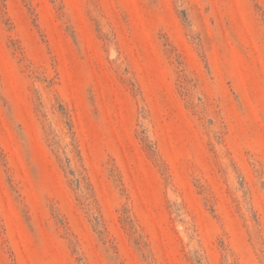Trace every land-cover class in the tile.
<instances>
[{
	"label": "rangeland",
	"instance_id": "rangeland-1",
	"mask_svg": "<svg viewBox=\"0 0 264 264\" xmlns=\"http://www.w3.org/2000/svg\"><path fill=\"white\" fill-rule=\"evenodd\" d=\"M0 264H264V0H0Z\"/></svg>",
	"mask_w": 264,
	"mask_h": 264
}]
</instances>
